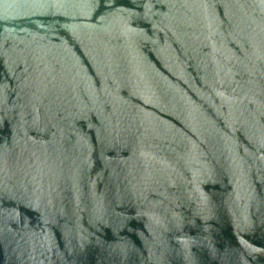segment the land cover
I'll return each mask as SVG.
<instances>
[{"label": "water", "instance_id": "1", "mask_svg": "<svg viewBox=\"0 0 264 264\" xmlns=\"http://www.w3.org/2000/svg\"><path fill=\"white\" fill-rule=\"evenodd\" d=\"M0 264H264V0H0Z\"/></svg>", "mask_w": 264, "mask_h": 264}]
</instances>
